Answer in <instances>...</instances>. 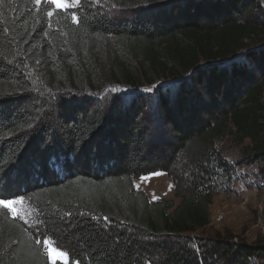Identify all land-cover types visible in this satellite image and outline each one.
<instances>
[{
  "label": "trees",
  "instance_id": "obj_1",
  "mask_svg": "<svg viewBox=\"0 0 264 264\" xmlns=\"http://www.w3.org/2000/svg\"><path fill=\"white\" fill-rule=\"evenodd\" d=\"M262 1L0 0V199L38 228L0 208V264H51L45 240L55 264L264 263L263 243L194 236L235 169L264 180ZM155 173L172 199L134 189Z\"/></svg>",
  "mask_w": 264,
  "mask_h": 264
},
{
  "label": "rangeland",
  "instance_id": "obj_2",
  "mask_svg": "<svg viewBox=\"0 0 264 264\" xmlns=\"http://www.w3.org/2000/svg\"><path fill=\"white\" fill-rule=\"evenodd\" d=\"M82 2L83 0H79L78 3L72 4L71 8L78 7ZM89 2L98 3L97 0H89ZM69 3L71 4L72 0H69ZM262 4L264 6V0L262 1ZM165 85H167V87L170 86L168 84ZM32 86L33 92L40 97L43 96L47 98L49 95L48 92H45L37 83V81H33ZM116 93H119V95H125L127 92L119 89L109 90L105 96L100 98L105 107L108 105V101L114 97ZM146 94L148 96L145 98L148 99L146 103L150 105L153 101L152 89L148 90L145 95ZM87 106L88 105H86V107ZM218 149L221 151L223 158L230 164H233L240 158V148L234 147L229 141H225ZM234 174L237 179L225 184L222 192L215 194L212 198V203L209 207L210 218L208 227L194 236L219 233L233 238L234 242L243 241L248 245L257 243L264 244L263 177L259 175L256 168L242 170L235 169ZM133 187L136 191H143L151 203L160 201L161 199L173 198L172 183L162 173H155L134 179ZM14 201H17V203L14 204V207L17 209V215L15 218L24 223V225L30 230L34 229V227L37 228V220L34 219L36 217L33 212H31L27 203L21 198ZM175 202L178 203L177 200H175ZM8 211L11 214V211ZM37 232L38 228L35 233ZM44 248L48 259L50 250L63 252L57 249L49 241L47 244L44 243ZM63 253V256H57L55 262H67V254L65 252ZM49 262L52 264L51 260H49Z\"/></svg>",
  "mask_w": 264,
  "mask_h": 264
},
{
  "label": "snow or ice",
  "instance_id": "obj_3",
  "mask_svg": "<svg viewBox=\"0 0 264 264\" xmlns=\"http://www.w3.org/2000/svg\"><path fill=\"white\" fill-rule=\"evenodd\" d=\"M47 2L50 5H54L56 9H62V10H68L72 7V4L78 3L79 0H72V3H69V0H47ZM36 3H41V0H36ZM49 16L53 15V12L48 13ZM77 18L75 15H73V20L75 21ZM17 203V201L14 200H8V199H0V207L10 210L13 217L17 215V209L14 207V204ZM37 243H40L39 240H37ZM45 244L48 243L47 240L44 241ZM63 252H57L55 250L49 251V260L52 261V264H55L57 256H63Z\"/></svg>",
  "mask_w": 264,
  "mask_h": 264
},
{
  "label": "built area",
  "instance_id": "obj_4",
  "mask_svg": "<svg viewBox=\"0 0 264 264\" xmlns=\"http://www.w3.org/2000/svg\"><path fill=\"white\" fill-rule=\"evenodd\" d=\"M248 262L249 264H264L262 261L256 259H249Z\"/></svg>",
  "mask_w": 264,
  "mask_h": 264
}]
</instances>
